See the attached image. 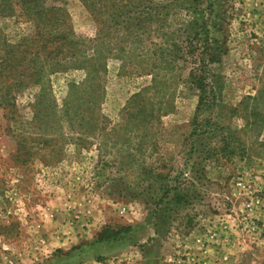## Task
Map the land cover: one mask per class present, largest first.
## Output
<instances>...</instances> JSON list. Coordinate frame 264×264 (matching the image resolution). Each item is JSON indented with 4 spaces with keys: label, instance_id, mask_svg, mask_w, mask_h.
Returning <instances> with one entry per match:
<instances>
[{
    "label": "rangeland",
    "instance_id": "rangeland-1",
    "mask_svg": "<svg viewBox=\"0 0 264 264\" xmlns=\"http://www.w3.org/2000/svg\"><path fill=\"white\" fill-rule=\"evenodd\" d=\"M16 2L0 0V264H264V0H132L141 35L110 28V0L99 20L45 0L99 49L96 79L74 60L26 76L17 52L10 75L34 29Z\"/></svg>",
    "mask_w": 264,
    "mask_h": 264
},
{
    "label": "trees",
    "instance_id": "trees-1",
    "mask_svg": "<svg viewBox=\"0 0 264 264\" xmlns=\"http://www.w3.org/2000/svg\"><path fill=\"white\" fill-rule=\"evenodd\" d=\"M87 4L89 10L93 14L96 20H99L100 17L104 14L102 11L101 2L103 0H82ZM129 0L125 4H116L115 0H110V7L113 11L108 14L110 17L111 26L110 28L115 30V25L118 24L115 21L118 17L124 18L123 21H120L121 28L123 30H136L138 35H141V29H143L142 21L144 18V11L141 9L133 10L129 8ZM107 4L109 2H106ZM15 9H19V16L24 15L26 18L33 24V31L21 37L17 46H13L7 52L6 59L4 61L8 70H10V75L14 71H11V68L14 66V53L17 52L20 55V62L24 63L22 66L23 70L20 72L26 76L33 75L39 76L43 74L45 66L48 63L61 64L64 60L71 61L74 60L79 64H74L79 67L88 69V74L94 79L98 78L102 71H105L104 66L99 62V55L97 47H93V50H89L88 45L85 44V39L77 35L72 26L67 22V14L61 8L56 6H47L45 5V0H17L14 3ZM9 14L12 15V10L14 9L13 3L9 5ZM135 11V12H134ZM133 13V14H132ZM148 16H153L149 14ZM27 20V21H28ZM146 29V27H144ZM118 30V29H117ZM120 30V29H119ZM138 30V31H137ZM134 32V31H133ZM178 48L177 45H175ZM89 50V52H88ZM99 50V49H98ZM178 52V51H177ZM203 53H206L207 50H203ZM190 54H194L193 48H190ZM215 54H208L206 60L208 62H214ZM186 60V59H185ZM202 60V74L200 77L196 76L194 70H190V76L194 79V83L197 87L206 90V83H204L202 76L205 71V68L208 66ZM70 68V67H67ZM30 74H26L29 73ZM9 77V75H8ZM254 100H256L254 98ZM200 108L204 106L203 99L200 100ZM100 240H105L104 236L100 235Z\"/></svg>",
    "mask_w": 264,
    "mask_h": 264
}]
</instances>
